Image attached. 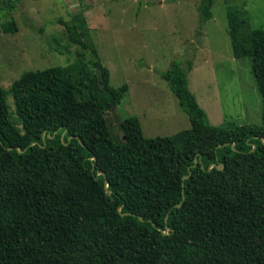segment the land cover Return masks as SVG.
Wrapping results in <instances>:
<instances>
[{
	"label": "trees",
	"instance_id": "16d2710c",
	"mask_svg": "<svg viewBox=\"0 0 264 264\" xmlns=\"http://www.w3.org/2000/svg\"><path fill=\"white\" fill-rule=\"evenodd\" d=\"M227 17L234 58L251 60L260 125H211L174 61L161 76L190 129L148 139L131 117L115 143L106 113L129 86L111 85L83 13L61 21L74 63L0 86V264H264V29L246 4Z\"/></svg>",
	"mask_w": 264,
	"mask_h": 264
},
{
	"label": "rangeland",
	"instance_id": "374dc122",
	"mask_svg": "<svg viewBox=\"0 0 264 264\" xmlns=\"http://www.w3.org/2000/svg\"><path fill=\"white\" fill-rule=\"evenodd\" d=\"M5 2L0 0V8ZM206 2L23 0L11 15L0 16V86L10 88L30 70L74 63L79 48L63 22L83 13L89 43L109 69L111 85L129 86L122 102L106 113L115 143L123 141L121 123L131 117L139 119L148 139L190 129L188 116L161 76L174 61L186 70L189 88L211 125H260L262 97L251 60L233 56L227 9L246 4L252 27L264 29V0H213L211 19L203 20L200 8ZM12 22L17 31L7 32ZM9 104L14 112L11 98Z\"/></svg>",
	"mask_w": 264,
	"mask_h": 264
},
{
	"label": "water",
	"instance_id": "95a60500",
	"mask_svg": "<svg viewBox=\"0 0 264 264\" xmlns=\"http://www.w3.org/2000/svg\"><path fill=\"white\" fill-rule=\"evenodd\" d=\"M66 132H67V131H65V132L62 134V140H64V137H65ZM71 139H72V138H69V141H70ZM107 184H108V183L106 182V185H107ZM107 193L109 194L110 191H108Z\"/></svg>",
	"mask_w": 264,
	"mask_h": 264
}]
</instances>
